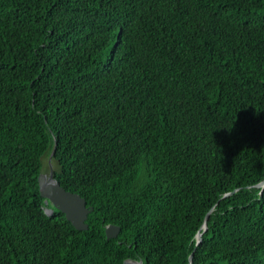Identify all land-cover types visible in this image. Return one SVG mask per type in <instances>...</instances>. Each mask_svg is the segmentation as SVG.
I'll return each mask as SVG.
<instances>
[{"label":"trees","instance_id":"16d2710c","mask_svg":"<svg viewBox=\"0 0 264 264\" xmlns=\"http://www.w3.org/2000/svg\"><path fill=\"white\" fill-rule=\"evenodd\" d=\"M263 180L264 0H0V264H264Z\"/></svg>","mask_w":264,"mask_h":264},{"label":"water","instance_id":"95a60500","mask_svg":"<svg viewBox=\"0 0 264 264\" xmlns=\"http://www.w3.org/2000/svg\"><path fill=\"white\" fill-rule=\"evenodd\" d=\"M53 151L50 153L52 157ZM49 157V158H50ZM259 187H264V180L258 185ZM38 187L40 195L45 199V204L50 203L54 208L59 210L64 214L65 219L76 229V230H86L87 225L85 221L90 212V209L86 207L85 200L81 198L76 193H71L65 191L59 183L54 179L53 171H49L48 176L40 173L38 176ZM233 193V192H232ZM226 194L225 196H229ZM45 212L50 215L52 213L51 209H45ZM209 214L205 217V222L208 219ZM203 224V230L205 231L207 226L206 223ZM119 232L117 226L109 225L105 228L106 238H115ZM202 233L196 235V245L201 241ZM194 251L189 255V263L192 261ZM123 264H141V262H134L127 260Z\"/></svg>","mask_w":264,"mask_h":264},{"label":"rangeland","instance_id":"374dc122","mask_svg":"<svg viewBox=\"0 0 264 264\" xmlns=\"http://www.w3.org/2000/svg\"><path fill=\"white\" fill-rule=\"evenodd\" d=\"M55 170V163L53 160H49L48 157L43 159V169L42 173L48 176L49 171Z\"/></svg>","mask_w":264,"mask_h":264}]
</instances>
